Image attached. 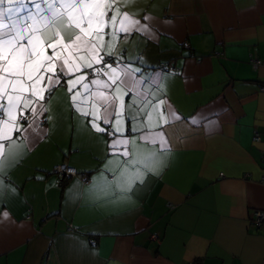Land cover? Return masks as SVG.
<instances>
[{
    "label": "crops",
    "instance_id": "obj_1",
    "mask_svg": "<svg viewBox=\"0 0 264 264\" xmlns=\"http://www.w3.org/2000/svg\"><path fill=\"white\" fill-rule=\"evenodd\" d=\"M119 7L147 30L121 35L109 59L140 69L139 92L181 117L164 129L170 150L137 140L159 162L130 191L102 188L101 174L114 180L110 138L73 109L66 85L55 88L2 176L0 264H264V224L250 223L264 211V65L250 63L264 62V0ZM60 164L89 183L60 181Z\"/></svg>",
    "mask_w": 264,
    "mask_h": 264
},
{
    "label": "snow or ice",
    "instance_id": "obj_2",
    "mask_svg": "<svg viewBox=\"0 0 264 264\" xmlns=\"http://www.w3.org/2000/svg\"><path fill=\"white\" fill-rule=\"evenodd\" d=\"M119 3L0 0V187L8 158L20 147L18 141L23 138L27 143L29 130L37 132L48 111L46 102L62 85L90 129L110 138L109 155L117 158L108 161L114 180L101 174L97 182L102 188L114 185L130 191L142 182L143 170L159 162L156 151L139 152L137 140L159 144L165 153L170 150L164 129L181 117L165 109L166 100L139 92L140 69L109 59L121 35L147 30L133 14L122 12ZM137 132L139 137L130 135ZM2 216L8 219L6 211Z\"/></svg>",
    "mask_w": 264,
    "mask_h": 264
},
{
    "label": "built area",
    "instance_id": "obj_3",
    "mask_svg": "<svg viewBox=\"0 0 264 264\" xmlns=\"http://www.w3.org/2000/svg\"><path fill=\"white\" fill-rule=\"evenodd\" d=\"M183 47L188 48L189 45L187 43H184ZM250 63L253 69H257L258 67H261L264 65V62L257 60V59H251ZM161 69L167 70V66L165 64H161ZM261 91H264V87L261 88ZM258 140H259L258 136L255 135L254 141L257 142ZM262 160L264 162V156L262 157ZM52 173L55 174L60 179V181L69 179V178H76L83 185H87L89 183V179L85 174H80L73 168L67 167L66 165H63V164L55 166L52 169ZM250 223L253 227H257V228L261 227L264 224V211H261V210L253 211L250 217ZM68 230L74 231V229H72L71 227ZM90 243L92 246L96 245V241L94 239H92Z\"/></svg>",
    "mask_w": 264,
    "mask_h": 264
}]
</instances>
